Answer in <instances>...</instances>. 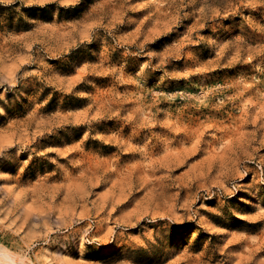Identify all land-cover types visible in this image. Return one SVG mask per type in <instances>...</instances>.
Instances as JSON below:
<instances>
[{"label":"rangeland","instance_id":"rangeland-1","mask_svg":"<svg viewBox=\"0 0 264 264\" xmlns=\"http://www.w3.org/2000/svg\"><path fill=\"white\" fill-rule=\"evenodd\" d=\"M0 245L264 264V0H0Z\"/></svg>","mask_w":264,"mask_h":264},{"label":"bare ground","instance_id":"bare-ground-1","mask_svg":"<svg viewBox=\"0 0 264 264\" xmlns=\"http://www.w3.org/2000/svg\"><path fill=\"white\" fill-rule=\"evenodd\" d=\"M159 11V10H158ZM198 131V130H197ZM185 135V134H184ZM184 138V137H183ZM194 147V146H193ZM166 155V154H165ZM179 159V158H178ZM168 160V159H167ZM169 161V160H168ZM180 161V160H179ZM91 169V168H90ZM17 256V257H16ZM24 255H18L5 245H0V264H20Z\"/></svg>","mask_w":264,"mask_h":264}]
</instances>
